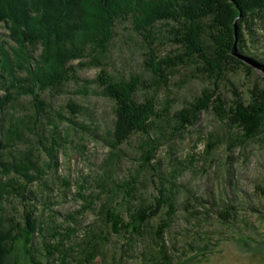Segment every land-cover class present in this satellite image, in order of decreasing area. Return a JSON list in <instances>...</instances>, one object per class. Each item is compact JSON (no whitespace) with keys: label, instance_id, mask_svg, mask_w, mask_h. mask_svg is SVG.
<instances>
[{"label":"trees","instance_id":"16d2710c","mask_svg":"<svg viewBox=\"0 0 264 264\" xmlns=\"http://www.w3.org/2000/svg\"><path fill=\"white\" fill-rule=\"evenodd\" d=\"M126 22L144 41L142 66L148 77L132 72L126 78H116L106 68L118 24ZM161 28L166 31L159 36ZM262 29L264 0H0V173H14L4 187L0 186V198L4 189L15 190L25 202L30 198L28 185L36 179L39 167L33 162L31 148L20 147L21 143H31L30 138H25L26 129L37 135L38 149L48 153L52 147L42 135L47 125H54L49 129L52 145L57 144L58 122L62 120L71 128L89 129L77 117L87 113L82 104L71 98L60 109L53 104L56 96L70 92L65 91L72 82L78 87L75 93H95L114 102L116 119L109 166L119 162L126 140L138 134L142 139L141 164L158 172L159 162L152 161L161 142L181 135L186 125H194L200 111L211 105L224 127L211 133L207 154L218 144L226 143L227 137H233L232 133L227 135L232 131L230 126L239 129L232 146L254 139L264 126V88L252 89L248 104L234 90L233 105L227 110L218 85L219 81L230 79L228 73L237 72L242 65L252 72L250 64L237 54L264 65V51L260 52L259 46ZM159 37L177 47L159 54ZM86 68L100 69L96 77L84 79L80 71ZM180 68L188 72L182 76L180 87L199 77L208 83L192 101L172 111V101L160 103L158 94L169 86L172 75ZM18 112L24 116H16ZM40 126L45 129L42 128L43 132L38 130ZM109 172L110 168L106 174ZM13 176L23 178L22 182H16ZM136 183L134 179L121 183L114 180L113 188L107 190L108 200L98 209L104 228H111L115 234H121L123 229L135 233L140 225L160 213L164 204L162 191V199L155 198L147 207L135 209L130 214L131 221L125 220L117 198L128 202V216L132 196L139 189ZM222 201L225 224L233 225L240 207L231 202L228 194ZM27 206L25 203L22 222L7 211L0 212L5 218L10 215L9 220L15 224V229L8 231L9 238L0 234V264H6V256L18 238L24 239L32 264H48L32 257L29 244L36 224L34 213ZM250 209L257 210L258 206ZM158 231L161 244L151 247L152 260L158 264H179V255L175 254L174 260L169 256L163 226ZM83 246L80 264H92L95 251L84 243Z\"/></svg>","mask_w":264,"mask_h":264},{"label":"rangeland","instance_id":"374dc122","mask_svg":"<svg viewBox=\"0 0 264 264\" xmlns=\"http://www.w3.org/2000/svg\"><path fill=\"white\" fill-rule=\"evenodd\" d=\"M1 30L5 31L3 27ZM160 30L159 36L166 31ZM159 38V54L177 47L170 40ZM260 39V52H263L264 29ZM143 45L144 41L130 22L118 24L106 58L108 71L116 78H126L132 72L148 77L142 66ZM249 66L252 72L242 65L237 72L228 73L230 79L219 81V92L226 100L225 109L233 105L234 90L248 104L252 89L264 88V72ZM99 69H83L80 76L94 78ZM186 74V68L176 70L169 86L159 91V102L172 101V111L192 101L208 83L207 79L199 77L180 87L182 76ZM77 88L72 82L66 86L65 92H70L56 96L53 104L60 109L68 98L82 104L87 113L77 117L89 129L71 128L62 120L58 122L57 144L52 145L49 129L54 125H47L42 135L52 147L50 153L38 149L37 135L26 129L25 138H30L31 143H21L20 147L31 148L33 162L39 167L36 179L28 185L30 198L25 202L15 190L5 189L0 198V212L7 211L16 221H23L25 203L33 211L36 231L29 245L35 261L80 264L84 243L95 251L92 264H158L152 260L151 247L161 244L158 229L163 226L169 256L174 260V255H179V264H264V126L254 139L234 146L231 142L239 129L230 126L232 131L227 135L232 133L233 137H227L226 143L218 144L207 154L211 133L224 127L211 105L201 110L194 125L188 123L181 135L161 142L152 161L159 162L158 172L141 164L142 139L138 134L126 140L121 146L119 162L109 166L116 119L114 102L95 93H75ZM46 95L52 100L48 93ZM19 115L24 116L21 112L16 116ZM39 128L43 132L44 128ZM12 174L0 173V186L4 187ZM13 178L16 182L23 180ZM130 179L137 181L139 189L132 196L128 216L125 212L128 202L125 204L120 196L117 198L125 220L131 221L130 214L135 209L144 208L155 198L162 199L160 191L164 194V204L158 215L139 226L138 232L126 233L123 229L121 234H115L111 228L103 227L98 209L108 200L107 190L113 188L114 180L121 183ZM227 194L231 202L240 207V215L232 221L233 225L225 224L226 214L221 206ZM252 206L258 209L251 210ZM219 211L221 213H217ZM9 217L0 215V234L8 238V231L15 229ZM246 222L252 225L246 226ZM6 244L9 246L8 240ZM6 257V264H32L23 238L14 240Z\"/></svg>","mask_w":264,"mask_h":264},{"label":"water","instance_id":"95a60500","mask_svg":"<svg viewBox=\"0 0 264 264\" xmlns=\"http://www.w3.org/2000/svg\"><path fill=\"white\" fill-rule=\"evenodd\" d=\"M235 54H237V53L235 52ZM237 56L241 57L246 63L254 66L256 69H259L262 72H264V65L260 64L258 61L254 60L252 58H249V57H243L239 54H237Z\"/></svg>","mask_w":264,"mask_h":264}]
</instances>
